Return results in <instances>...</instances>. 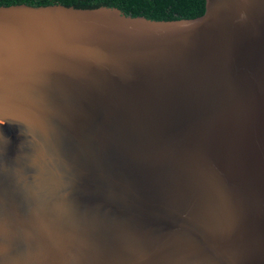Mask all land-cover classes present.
I'll list each match as a JSON object with an SVG mask.
<instances>
[{"label":"water","instance_id":"obj_1","mask_svg":"<svg viewBox=\"0 0 264 264\" xmlns=\"http://www.w3.org/2000/svg\"><path fill=\"white\" fill-rule=\"evenodd\" d=\"M0 264H264V0L0 7Z\"/></svg>","mask_w":264,"mask_h":264},{"label":"trees","instance_id":"obj_2","mask_svg":"<svg viewBox=\"0 0 264 264\" xmlns=\"http://www.w3.org/2000/svg\"><path fill=\"white\" fill-rule=\"evenodd\" d=\"M63 5L76 9L116 8L127 16L153 21L192 20L205 12V0H0V7L14 5Z\"/></svg>","mask_w":264,"mask_h":264}]
</instances>
